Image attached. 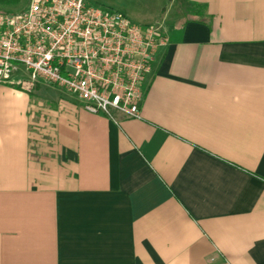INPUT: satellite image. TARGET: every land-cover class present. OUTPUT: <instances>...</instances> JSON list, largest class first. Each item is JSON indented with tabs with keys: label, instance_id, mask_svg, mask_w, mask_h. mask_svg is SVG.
Listing matches in <instances>:
<instances>
[{
	"label": "crops",
	"instance_id": "crops-1",
	"mask_svg": "<svg viewBox=\"0 0 264 264\" xmlns=\"http://www.w3.org/2000/svg\"><path fill=\"white\" fill-rule=\"evenodd\" d=\"M124 1L139 118L0 84V264H264V0Z\"/></svg>",
	"mask_w": 264,
	"mask_h": 264
},
{
	"label": "built area",
	"instance_id": "built-area-1",
	"mask_svg": "<svg viewBox=\"0 0 264 264\" xmlns=\"http://www.w3.org/2000/svg\"><path fill=\"white\" fill-rule=\"evenodd\" d=\"M169 41L154 24L87 0H27L0 12V83L59 87L95 114L139 118L144 82Z\"/></svg>",
	"mask_w": 264,
	"mask_h": 264
},
{
	"label": "rangeland",
	"instance_id": "rangeland-1",
	"mask_svg": "<svg viewBox=\"0 0 264 264\" xmlns=\"http://www.w3.org/2000/svg\"><path fill=\"white\" fill-rule=\"evenodd\" d=\"M87 1H88V3L94 4V5H97L100 7L112 8V9H118V10H122L121 9L122 8V6H121L122 2H123V4H125V3L127 4V2H125L124 0H87ZM169 1L170 0H156V2H157L156 4L160 3L161 6L163 7V5H167ZM177 1L178 0H172L173 7ZM26 3H27V0H17V1L0 0V12H14L16 10H20L26 5ZM144 4L146 6L148 3L145 2ZM153 4H154V7H156V9L154 8L155 11L150 10L151 11L150 13H152V15H153L152 18L158 17L161 14V12L163 11L161 6L159 7L158 5H155V3H153ZM153 4L152 5L149 4V5L153 6ZM139 8H141V7L139 6ZM145 11L148 12V10H145ZM132 20L136 23L144 24V21H146V18H142V19L132 18ZM149 24H152V23H149ZM0 84H5V85L11 86V87L13 86L15 88H18L14 85H9L8 83H0ZM46 88H47V91L50 93L51 96L52 95L54 96L56 93L61 92V89L54 87V86H52L48 83H45V82H41L40 88L38 90H35V92H42L43 90H46ZM62 92H66V94H71V93H69L67 91H63V90H62ZM53 93H55V94H53Z\"/></svg>",
	"mask_w": 264,
	"mask_h": 264
},
{
	"label": "trees",
	"instance_id": "trees-1",
	"mask_svg": "<svg viewBox=\"0 0 264 264\" xmlns=\"http://www.w3.org/2000/svg\"><path fill=\"white\" fill-rule=\"evenodd\" d=\"M3 1H17V0H3ZM198 7V6H197ZM193 11L197 12L198 9L194 8Z\"/></svg>",
	"mask_w": 264,
	"mask_h": 264
}]
</instances>
